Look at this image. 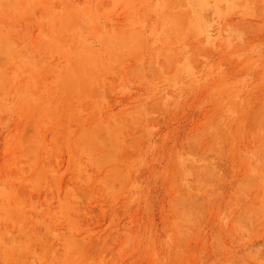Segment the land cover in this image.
Segmentation results:
<instances>
[{
  "label": "rangeland",
  "instance_id": "1",
  "mask_svg": "<svg viewBox=\"0 0 264 264\" xmlns=\"http://www.w3.org/2000/svg\"><path fill=\"white\" fill-rule=\"evenodd\" d=\"M0 264H264V0H0Z\"/></svg>",
  "mask_w": 264,
  "mask_h": 264
}]
</instances>
